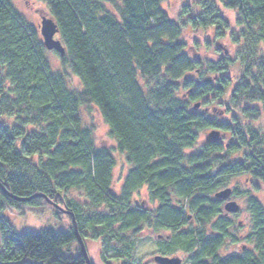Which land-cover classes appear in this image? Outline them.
I'll use <instances>...</instances> for the list:
<instances>
[{"label": "trees", "instance_id": "trees-1", "mask_svg": "<svg viewBox=\"0 0 264 264\" xmlns=\"http://www.w3.org/2000/svg\"><path fill=\"white\" fill-rule=\"evenodd\" d=\"M39 1L66 50L55 52L62 73L52 71L41 31L11 0H0V264H86L74 226L18 233L5 216L42 212L48 200L67 211L56 210L57 219L72 225L75 218L79 235L100 243L106 264L110 253L132 264L143 227L171 232L158 240L162 256L264 264V202L248 193L253 249L223 257L229 240H239L222 201L212 198L237 175H249L256 192L264 185V134L254 126L264 115V0H187L178 21L165 10L168 0ZM222 9L237 14L239 31ZM211 29L238 46V81L228 76V60L204 59L198 43L189 45L193 34ZM70 72L81 90L69 87ZM197 103H216L213 113L228 120ZM92 107L130 166L120 194L114 154L98 146L94 128L81 127V108ZM205 130H221L223 138L190 153ZM143 188L158 204L154 211L132 202ZM8 193L43 197L20 202Z\"/></svg>", "mask_w": 264, "mask_h": 264}, {"label": "rangeland", "instance_id": "rangeland-1", "mask_svg": "<svg viewBox=\"0 0 264 264\" xmlns=\"http://www.w3.org/2000/svg\"><path fill=\"white\" fill-rule=\"evenodd\" d=\"M186 1L187 0H168L165 3V10L171 16L172 20H179L181 15V8L184 4L187 3ZM11 3L15 11L25 20V22L29 26L34 27L37 31L40 32L41 16L48 15L46 6L43 5L39 0H11ZM109 8L112 9L111 6H109ZM221 11L223 15L226 16L232 24V29L234 31H239L240 28L236 24L237 14L233 11L223 9ZM188 31L190 32L191 30L188 29ZM40 37L42 39L41 35ZM196 43H198L199 45V51L197 52V54L202 58L212 59L214 60V62L223 58L228 60V62H230L232 66L231 70L228 72V76L238 81L242 72L241 63L238 60L240 55V50L238 49V46L236 47L235 45H233L230 41H228V38H226L225 40H218L212 29L193 34L189 40V45L195 46ZM47 57L50 62L52 71L55 73H62V62L60 61L56 53L54 51H48ZM193 76L196 75L193 74ZM196 78L199 77L196 76ZM68 85L72 90H81L83 88L82 82L71 72L68 78ZM180 96L181 94L178 97ZM215 106H217L216 103H212V105L209 106L201 104L199 110L206 112L210 117L216 119L219 118V121L228 120L227 115L224 112L221 114H217L218 112H216V110V113H213ZM80 111L82 119V129L87 130L94 128L95 139L98 146L108 148L116 158L117 166L114 172V191L117 194H120L124 178L128 174L130 168L126 157L119 152L117 142L111 137L110 129L103 120L97 108L92 107L91 110L81 108ZM5 121L8 124L14 123V120H10L7 118L1 119V123ZM254 126L257 127L264 134V115L259 121L254 123ZM212 131L213 130H205L201 132L199 136L198 145L189 152L192 153L198 151L201 147L208 144L206 138ZM217 131L220 132V139H222L223 134L221 130ZM260 186V191L256 192L254 181L249 177V175L242 174L231 177L227 182V186L217 191L220 192L227 188H231L233 190V193L228 200H221L222 209L224 211L222 215L230 218V220L233 222V226L230 231L231 236L234 235L236 240H239L238 243H234L235 239H230L227 243V246L223 250H221V256L226 257L234 253L241 254L247 251H251L253 249L251 246H249L246 240L247 236L251 231L252 224V217L248 208V193H250V195L258 197L260 200H262V202H264V185L260 184ZM235 192H237V195L235 194ZM214 194L212 195V198L214 200H220ZM70 195L78 201H81L82 203L85 202L84 196L79 192L72 191ZM229 201H235L239 204L240 212L236 214L238 216L235 217V214H230L225 211V205ZM132 202L141 205L143 204L145 205L146 209L150 211H154L158 207V204L152 201L146 188H143L137 193H135ZM56 210L59 209L55 208L53 205H50L45 206L42 212L30 211L26 209L25 211H22L23 213L16 211H8L5 216L10 220V223L14 227L15 231L18 233L32 232L38 234L43 230L50 228L56 231H62L70 228V226H74V224L71 225L69 219L66 216H62L61 220L57 219L54 215ZM187 215H191V213L188 211ZM192 224L194 225V227L197 226L195 221L192 222ZM210 228L211 227H209V229ZM184 229H186V227ZM170 234L171 232L169 230H158L154 228L149 229L147 227H143L135 240L136 243L133 252L135 260L132 264H156L153 259L155 256L160 255L157 244L158 240H160V237L167 238L170 236ZM84 241L92 264H106L102 259L100 243L92 240L89 237L86 238ZM77 249L78 248L76 246L75 250ZM116 256L117 255L113 253H110L107 256L110 264H122V260H120V262L119 259L117 260ZM168 257H180L183 261V264H190L189 256L183 253H178L174 256Z\"/></svg>", "mask_w": 264, "mask_h": 264}, {"label": "water", "instance_id": "water-1", "mask_svg": "<svg viewBox=\"0 0 264 264\" xmlns=\"http://www.w3.org/2000/svg\"><path fill=\"white\" fill-rule=\"evenodd\" d=\"M40 31L41 35L43 37V42L45 47L47 48L48 51H54L59 53L61 56H65L66 50L61 42L60 39L57 38V35L59 34L58 27L55 23V21L52 18H49L47 15L41 16V24H40ZM201 107L200 103H197L195 105L196 109H199ZM207 141H218L220 139V132L213 130L208 136H207ZM3 188V187H1ZM4 190V189H3ZM233 193V190L231 188L224 189L220 192H217L215 196L220 199V200H228ZM8 195L12 197L14 200L20 201V202H27L29 200H32L34 198L38 197H43L41 194H37L31 198H19L16 196H13L12 194ZM48 200V199H47ZM55 208L65 211L62 207H60L57 204H54L52 201L48 200ZM225 211L230 214H238L240 212V206L237 202L235 201H229L225 205ZM73 215V214H72ZM73 224L74 227L76 228V233L78 236V241L81 246L82 254L84 255V258L86 260V264H92L87 247L85 245V241L82 236L79 235L77 232V224L75 221V218L73 219ZM154 262L156 264H183V261L180 257H168V256H162V255H157L154 257Z\"/></svg>", "mask_w": 264, "mask_h": 264}]
</instances>
